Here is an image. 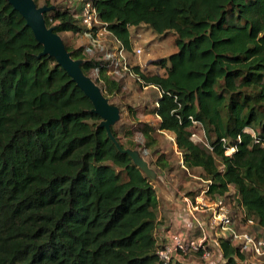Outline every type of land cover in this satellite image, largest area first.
<instances>
[{"label": "trees", "instance_id": "trees-1", "mask_svg": "<svg viewBox=\"0 0 264 264\" xmlns=\"http://www.w3.org/2000/svg\"><path fill=\"white\" fill-rule=\"evenodd\" d=\"M44 4H53L43 17L55 32L84 30L67 7ZM96 8L127 50L131 27L172 34L176 50L151 60L165 73L133 67L157 86L159 128L173 132L183 168L211 180L207 196L235 188L245 216L264 230V0H97ZM66 49L85 74L99 68L107 93L120 90L99 60ZM42 51L25 17L0 0V264H191L159 259L152 182ZM192 119L208 145L190 138ZM140 130L150 145L154 127ZM155 165L170 166L163 153ZM219 245L223 264H253L229 239Z\"/></svg>", "mask_w": 264, "mask_h": 264}, {"label": "rangeland", "instance_id": "rangeland-1", "mask_svg": "<svg viewBox=\"0 0 264 264\" xmlns=\"http://www.w3.org/2000/svg\"><path fill=\"white\" fill-rule=\"evenodd\" d=\"M44 1L36 0V3L38 6H43L45 5ZM49 1L61 4L60 6L65 8L66 3L76 0ZM57 34L65 47L72 49L81 47L85 57L95 58L103 63V56L100 52L95 49L93 52L86 50V47L91 46V44L89 38L82 35V33L81 35L72 32L65 34L61 31ZM131 34L133 43H131L127 55L132 67H137L138 71L144 74L165 73L163 68L158 67L151 60L158 57H167L176 50L172 34L159 35L143 24L131 27ZM137 47L142 48L140 54L133 52V49ZM76 60L78 63L82 62L81 59ZM98 69L97 66L93 67L88 74H84L89 76L100 97L104 99L100 103L104 105V108H111L112 119L109 118L107 121V118L103 117L102 122L109 124L110 130L111 128L115 130L117 136L112 135L115 143L130 153L133 162L139 166L152 183V179H162L170 190H174L175 193L183 192V190L190 195L198 193L200 185H202L200 179H204L203 171L200 167L186 170L180 165L181 155L175 143L173 132L159 128L160 118L155 112L157 90L153 87H143L142 83L132 76L122 75L115 78L119 80L120 90L109 94L106 92L103 82L98 79ZM145 123L154 127L152 132L154 140L150 145H146L147 140L140 130ZM191 131L196 134V142L205 141L208 143L207 133L200 124H194ZM197 137L202 140L199 141ZM160 153H163L164 159L169 162L170 166L168 168L159 169L155 165V159ZM236 195V190L232 187L229 196L223 197L224 201L230 204L236 226L242 230L254 231V226L245 225L244 211L239 204L237 205L238 198ZM158 232L156 231L157 239H159ZM244 253L248 262L264 264V256L256 255L248 250ZM188 258L194 260L195 264H223V260L219 257L217 251H214L210 262L205 261L199 254L195 253L188 255Z\"/></svg>", "mask_w": 264, "mask_h": 264}, {"label": "built area", "instance_id": "built-area-1", "mask_svg": "<svg viewBox=\"0 0 264 264\" xmlns=\"http://www.w3.org/2000/svg\"><path fill=\"white\" fill-rule=\"evenodd\" d=\"M97 0H76L66 3V7L74 13V17L81 22L85 28L82 35L89 38L91 46H87V51L95 49L103 56L106 73L112 78H119L122 75H129L140 81L143 87L157 86L144 82L134 71L128 60L127 49L124 44L107 28V23L103 21L96 8ZM133 52L140 54L142 48L137 47ZM157 104V100H156ZM190 118H192L190 116ZM193 125L200 124L192 119ZM195 137V138H194ZM190 138L196 142V134L191 133ZM199 141L202 139L197 137ZM239 139V137H238ZM224 143L226 140L221 139ZM201 143H206L201 141ZM210 147V146H209ZM211 148V147H210ZM235 150V145L225 146V153L231 154ZM182 167V160L180 159ZM202 181L199 192L193 197L186 195L184 202L186 206L187 218L189 219V230L198 232L197 236L186 237L179 231H174L170 226L166 228L165 237L159 240L156 253L163 262L174 260H185L192 254H199L205 261H212L214 251L223 260L220 245L215 249L209 241V230L215 229L220 237L229 239L237 245L240 251H252L256 255L264 256V230L255 222L252 217H245V225L254 226V231H247L237 228L231 207L222 196L211 199L207 196V188L211 183L210 179H200Z\"/></svg>", "mask_w": 264, "mask_h": 264}, {"label": "water", "instance_id": "water-1", "mask_svg": "<svg viewBox=\"0 0 264 264\" xmlns=\"http://www.w3.org/2000/svg\"><path fill=\"white\" fill-rule=\"evenodd\" d=\"M26 19L27 24L30 25L35 38L42 43L44 54L53 56L57 63L61 65L76 81V83L85 91L91 98L94 104V111L97 112L102 118L106 117L107 121L111 116V108L105 107L101 102L104 100L100 97L98 90L92 83L89 76L85 75L81 70L80 62L72 57L71 53L63 45L62 40L54 31L53 26H47L43 17V12L51 9L52 6L43 5L37 6L34 0H8ZM110 123V122H109ZM107 128V132L114 140L109 124L102 122ZM130 154V153H129Z\"/></svg>", "mask_w": 264, "mask_h": 264}, {"label": "crops", "instance_id": "crops-1", "mask_svg": "<svg viewBox=\"0 0 264 264\" xmlns=\"http://www.w3.org/2000/svg\"><path fill=\"white\" fill-rule=\"evenodd\" d=\"M64 33L70 34V31H64ZM130 40L131 43H133L132 34ZM152 180H153L152 184L156 190V195L158 198L157 224L155 229V236H156V231H159L158 232L159 240L163 239L165 237L166 228H168V226L172 227L173 230L179 231L180 233L184 234L186 237L197 236L198 232H192L189 230L190 222L189 219L187 218L188 216L184 202V197L186 195L190 197H193V195L184 192L185 190H183V192H177V193L173 192L174 190L171 191L169 186H167L162 179H152ZM196 194L197 193H195L194 195ZM240 208L244 211V215H245L244 208L241 205ZM208 236H209V241L213 244L214 248L217 249L220 238L217 231L215 229H210ZM185 261L191 264H195L194 260L192 261L191 259L188 258V256L185 258Z\"/></svg>", "mask_w": 264, "mask_h": 264}]
</instances>
